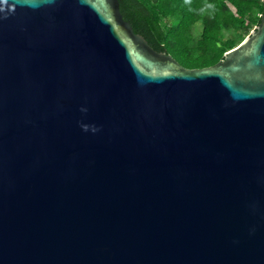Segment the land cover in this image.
Wrapping results in <instances>:
<instances>
[{"label":"water","instance_id":"water-1","mask_svg":"<svg viewBox=\"0 0 264 264\" xmlns=\"http://www.w3.org/2000/svg\"><path fill=\"white\" fill-rule=\"evenodd\" d=\"M0 264H264V16L187 69L118 0H0Z\"/></svg>","mask_w":264,"mask_h":264},{"label":"trees","instance_id":"trees-1","mask_svg":"<svg viewBox=\"0 0 264 264\" xmlns=\"http://www.w3.org/2000/svg\"><path fill=\"white\" fill-rule=\"evenodd\" d=\"M123 19L187 69L224 60L260 25L262 0H118Z\"/></svg>","mask_w":264,"mask_h":264}]
</instances>
